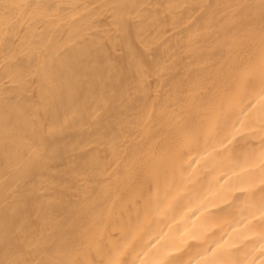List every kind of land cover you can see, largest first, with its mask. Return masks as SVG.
Returning a JSON list of instances; mask_svg holds the SVG:
<instances>
[{"label": "bare ground", "instance_id": "obj_1", "mask_svg": "<svg viewBox=\"0 0 264 264\" xmlns=\"http://www.w3.org/2000/svg\"><path fill=\"white\" fill-rule=\"evenodd\" d=\"M0 264H264V0H0Z\"/></svg>", "mask_w": 264, "mask_h": 264}]
</instances>
